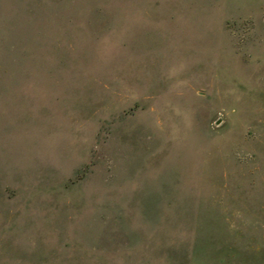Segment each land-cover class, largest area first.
I'll use <instances>...</instances> for the list:
<instances>
[{"label": "rangeland", "instance_id": "obj_1", "mask_svg": "<svg viewBox=\"0 0 264 264\" xmlns=\"http://www.w3.org/2000/svg\"><path fill=\"white\" fill-rule=\"evenodd\" d=\"M0 264H264V0H0Z\"/></svg>", "mask_w": 264, "mask_h": 264}]
</instances>
